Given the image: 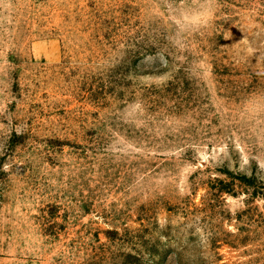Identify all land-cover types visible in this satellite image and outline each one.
<instances>
[{
	"label": "rangeland",
	"instance_id": "374dc122",
	"mask_svg": "<svg viewBox=\"0 0 264 264\" xmlns=\"http://www.w3.org/2000/svg\"><path fill=\"white\" fill-rule=\"evenodd\" d=\"M0 264H264V0H0Z\"/></svg>",
	"mask_w": 264,
	"mask_h": 264
}]
</instances>
